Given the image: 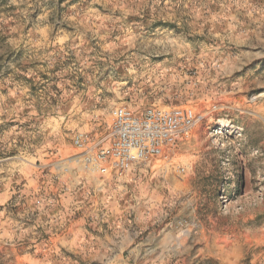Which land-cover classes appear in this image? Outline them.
Returning a JSON list of instances; mask_svg holds the SVG:
<instances>
[{
    "label": "rangeland",
    "instance_id": "obj_1",
    "mask_svg": "<svg viewBox=\"0 0 264 264\" xmlns=\"http://www.w3.org/2000/svg\"><path fill=\"white\" fill-rule=\"evenodd\" d=\"M0 47V264H264V0H0ZM117 107L202 120L90 176Z\"/></svg>",
    "mask_w": 264,
    "mask_h": 264
},
{
    "label": "built area",
    "instance_id": "obj_2",
    "mask_svg": "<svg viewBox=\"0 0 264 264\" xmlns=\"http://www.w3.org/2000/svg\"><path fill=\"white\" fill-rule=\"evenodd\" d=\"M110 119L104 140L93 141L87 133L75 135L74 146L80 150L75 163L90 176L122 180L144 162L167 158L192 137L202 116L192 107H148L141 112L117 107Z\"/></svg>",
    "mask_w": 264,
    "mask_h": 264
},
{
    "label": "trees",
    "instance_id": "obj_3",
    "mask_svg": "<svg viewBox=\"0 0 264 264\" xmlns=\"http://www.w3.org/2000/svg\"><path fill=\"white\" fill-rule=\"evenodd\" d=\"M2 50V47H0V51ZM1 54V53H0ZM26 80H28V79H26Z\"/></svg>",
    "mask_w": 264,
    "mask_h": 264
},
{
    "label": "crops",
    "instance_id": "obj_4",
    "mask_svg": "<svg viewBox=\"0 0 264 264\" xmlns=\"http://www.w3.org/2000/svg\"><path fill=\"white\" fill-rule=\"evenodd\" d=\"M98 177H100V176H98Z\"/></svg>",
    "mask_w": 264,
    "mask_h": 264
}]
</instances>
